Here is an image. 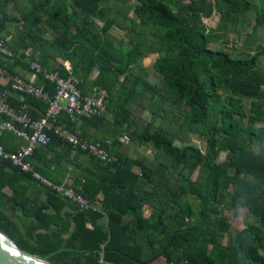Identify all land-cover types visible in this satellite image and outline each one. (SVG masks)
<instances>
[{
    "label": "trees",
    "instance_id": "16d2710c",
    "mask_svg": "<svg viewBox=\"0 0 264 264\" xmlns=\"http://www.w3.org/2000/svg\"><path fill=\"white\" fill-rule=\"evenodd\" d=\"M263 7L264 0H0V39H9L14 54L0 57V67L15 76L17 67L31 72L26 60H32L67 78L64 65L70 62L85 97L94 87L106 93L107 115L82 120L103 124L111 139L93 142L111 140L109 149L118 157L117 163L101 162L54 135L31 157L45 178L73 187L98 211H80L48 188L47 205L28 208L16 185L33 180L31 175L0 159V231L37 255L69 249L50 258L56 264H264ZM214 12L218 21L210 28L205 20ZM114 15L129 27H121ZM115 29L125 31L122 39ZM51 33L53 39L47 37ZM231 36L235 41L224 49ZM153 54L158 83L149 81L144 64ZM36 86L56 93L43 76ZM8 102L25 105L33 119L48 108L42 100L16 94ZM167 105L187 109L184 122L203 138L204 150L176 143L183 138L173 122L179 123L181 114ZM142 108H151V119L140 125L135 118ZM59 122L73 130L67 114ZM124 131L135 142L152 144L165 161L123 152L118 136ZM68 205L75 213L71 234L69 225L59 222ZM241 208L256 223L233 233L224 211L235 216ZM50 209L54 214L40 215ZM27 217H34L29 227ZM104 218L106 224L97 223ZM32 242L38 249L29 247Z\"/></svg>",
    "mask_w": 264,
    "mask_h": 264
},
{
    "label": "built area",
    "instance_id": "2783aa9c",
    "mask_svg": "<svg viewBox=\"0 0 264 264\" xmlns=\"http://www.w3.org/2000/svg\"><path fill=\"white\" fill-rule=\"evenodd\" d=\"M0 57L4 59L14 58V54L7 47V41L2 39H0ZM26 62L30 65L33 80L26 81L19 77H11L9 90L0 91V116L3 118L0 124V159L10 162L22 172L31 174L41 185L63 196L75 204L80 211H98L95 204L73 187L67 186L66 183L56 184L45 178L35 169L30 158L39 146H47L51 136L54 135L75 151L84 152L104 163H117L118 157L109 149L112 145L111 140H106L105 143L89 141L78 132L59 122L62 114H67L72 121L90 119L93 116H105L108 112L106 93L99 87H94L92 94L85 97L79 89L80 80L72 75V67L69 62L65 64L66 71L69 73L67 78L62 77L59 72L44 70L38 62L32 60H26ZM5 74L6 71L0 67V77ZM38 76H43L55 87L54 96H51L44 88L36 86L35 80ZM9 93L42 100L48 105L46 113L37 119H33L25 105L14 108L9 104ZM5 132H12L23 139L26 142L25 146L18 151H9L1 142ZM123 139L128 141L129 136L124 135ZM153 264L194 263L188 260L178 263L157 260Z\"/></svg>",
    "mask_w": 264,
    "mask_h": 264
},
{
    "label": "crops",
    "instance_id": "0c3cea01",
    "mask_svg": "<svg viewBox=\"0 0 264 264\" xmlns=\"http://www.w3.org/2000/svg\"><path fill=\"white\" fill-rule=\"evenodd\" d=\"M7 42H9V39L7 40ZM35 54L36 53L30 54V57L31 58L34 57ZM14 74L16 77H19L20 79H23L26 81H32L33 80L32 72H30L28 70L27 71L22 70L20 67H17L15 69ZM15 76H11L6 72V74L3 77H0V88L1 89L6 88L5 91H8L7 88H9V86H10L11 77H15ZM95 76H96V72L92 75V77L94 78ZM37 79H38V77H37ZM37 79L35 80L36 82H37ZM12 94L13 93H9V96H12ZM18 100H21V98L20 99L18 98ZM146 109L147 108H145L144 111H146ZM144 117L145 116L143 115V118ZM148 119H145V120H148ZM2 121H3V118L0 116V124L2 123ZM73 124H74L73 130L78 132L83 138H85L89 141H94L95 139H104L106 137L111 139V137H109V134H107V132H105V130L103 128V124L100 122H93L90 124L84 120H74ZM124 135H128L126 131H124L123 133H121L118 136L120 141H121V150L123 152L127 153L128 155H130L125 150V143L127 142V140L123 139ZM1 140L9 151H18L23 146H25V144H26V142L23 139L19 138L18 136H16L12 132H5L3 137L1 138ZM129 140L131 141L130 137H129ZM81 160L83 161L84 157L81 158ZM30 162H31V158H30ZM135 171L137 173H139L140 169L137 167V168H135ZM29 175H31V174H29ZM73 175H75L74 171L71 174L69 173L68 177L72 178ZM31 177H32V175H31ZM195 177H193V178H195ZM32 179L33 180L27 179V181H22L21 183H17L16 189H18L20 191V199L23 201V203L27 202V206L30 209H32L33 207H35V208L44 207L45 205H47V202H48V190L45 186L41 185L33 177H32ZM4 192L8 196H11L13 194V191L9 187L5 188ZM100 198H103V196H100ZM18 212L21 213L20 211L15 212V215H17V216H14L13 217L14 219L18 218V214H17ZM52 214H54V211L52 209H50V210H44L40 215L46 216V215H52ZM74 214L75 213L73 212L72 207L70 205H68L67 208L62 210L61 215L59 217V222H61V224L66 223L69 225V232L70 233H68V234H71L75 231V223L73 222ZM224 214L226 215V217L229 219V221L231 223V231L233 233H235L237 230H241V229L245 228L249 224L256 223L255 217L250 215L244 208H241L238 212H236L235 216H233L232 213L228 210H225ZM148 215H151V209H148L147 216ZM33 220H34V217H27V227H29L31 225V222ZM97 223L106 224V219L105 218L101 219ZM85 226L88 229L93 228L92 222H88L87 225H85ZM80 227L82 228L81 225H80Z\"/></svg>",
    "mask_w": 264,
    "mask_h": 264
},
{
    "label": "rangeland",
    "instance_id": "374dc122",
    "mask_svg": "<svg viewBox=\"0 0 264 264\" xmlns=\"http://www.w3.org/2000/svg\"><path fill=\"white\" fill-rule=\"evenodd\" d=\"M264 10V7H263ZM114 18L116 19V21L118 22V24L121 27H129L128 21L123 18L122 16H116L114 15ZM218 21V15L214 12L213 15L209 18H207L205 20V23L208 27L210 28H215L216 24ZM255 21L253 20L251 23V26L255 25ZM259 35H260V40L262 43H264V29H260L259 30ZM125 34L124 30H120V29H115L114 31V35L118 37V39H122L123 36ZM53 33L48 34V38L49 39H53ZM235 38L233 36L230 37V40H228V43H226L225 45H223L224 49H228L232 46L231 42H234ZM219 44H211V48H219ZM157 55L153 54L148 56L145 60H144V64L147 67L148 70V79L151 83H158L160 81V76L154 71L153 69V65L157 59ZM147 104L150 105L151 108L153 109H157L158 108V104L154 103L152 101H145ZM151 108H147L146 111L145 108H142L139 112V119L138 122L140 123V125H142L145 121V119H151ZM167 108L172 109V111H174L175 113L180 112L181 116H180V122L182 123L183 126L182 128L179 127V123L177 122H173L174 123V127L176 128V131L179 135V137H182L183 139H177L176 143L177 144H183V143H189V144H193L196 146H199L202 150H204L205 147V143L203 141V138H201V136L198 134L197 131H190L189 126L186 124V122H184V116L185 114H187V109L186 108H181L180 111L177 108H172L169 105H167ZM143 115L146 117L143 118ZM164 120V117H158L156 119V124H160L162 121ZM166 120V119H165ZM167 122V120H166ZM179 127V128H178ZM125 150L130 154V156L132 157H139V158H143V159H147L149 161H154L156 160L157 156L159 155V159L160 160H164V157H162L161 152H159L158 150H156V148L149 143H144V142H135L134 140H128L125 143ZM223 157V155H222ZM197 174V172H194L192 177H195ZM28 241V240H27ZM29 247H31V249H38V245H36L34 242H32V245H29ZM103 262V261H102ZM52 263H56V262H52Z\"/></svg>",
    "mask_w": 264,
    "mask_h": 264
},
{
    "label": "water",
    "instance_id": "95a60500",
    "mask_svg": "<svg viewBox=\"0 0 264 264\" xmlns=\"http://www.w3.org/2000/svg\"><path fill=\"white\" fill-rule=\"evenodd\" d=\"M175 236L172 238L167 249L173 244ZM166 249V251H167ZM69 250L67 248L59 249L48 255H37L20 248L15 241L8 235L0 231V264H56L50 262V258L54 255ZM72 251H80L78 249H70ZM87 251V250H85ZM165 254H162V256Z\"/></svg>",
    "mask_w": 264,
    "mask_h": 264
}]
</instances>
